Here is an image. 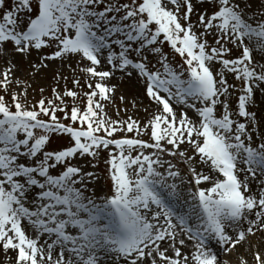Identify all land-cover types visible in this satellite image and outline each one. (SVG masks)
Masks as SVG:
<instances>
[{
	"label": "snow or ice",
	"instance_id": "1",
	"mask_svg": "<svg viewBox=\"0 0 264 264\" xmlns=\"http://www.w3.org/2000/svg\"><path fill=\"white\" fill-rule=\"evenodd\" d=\"M255 4L0 0L6 93L17 56L34 72L78 58L88 76L86 105L70 112L64 97L80 96L71 89H53L52 100L31 106L26 88L11 103L0 96L5 257L15 253V264H222L217 246L230 252L264 233V118L252 110L264 97V0L259 11ZM116 72L142 82L154 105L147 123L108 117ZM73 84L81 87L80 79ZM103 152L110 187L101 197L89 186L101 179L95 169ZM254 259L264 264L259 251Z\"/></svg>",
	"mask_w": 264,
	"mask_h": 264
},
{
	"label": "rangeland",
	"instance_id": "2",
	"mask_svg": "<svg viewBox=\"0 0 264 264\" xmlns=\"http://www.w3.org/2000/svg\"><path fill=\"white\" fill-rule=\"evenodd\" d=\"M259 4L260 0H256L255 7L258 11ZM192 20L195 22V15H193ZM209 42H212V37H209ZM164 52L169 55L170 60L173 63L178 64L182 62L181 58L177 54H174L169 46H164ZM31 59L36 60V53H33ZM14 63L17 65V70L14 72L13 83L9 85L7 93L2 87H0V96H4L6 102L11 103L12 93H23L25 88L27 89V103L29 106L38 102L42 98L46 99V101L52 100L54 98L53 89L61 94H63L65 90L71 89L80 93V96L75 101H73L70 97H64V101L68 105L69 112L73 104L80 106L81 108L86 105V97L83 96V93L88 91V76L80 71V68L83 67V65L79 64L78 58L70 62L71 67H69V62H61L60 60L50 61L48 62V66L41 69L39 72H34L27 58L17 56ZM6 67L7 65L4 61L0 60V73H2ZM102 70H108V66L105 65ZM60 75L66 77V79H58V76ZM0 79H2V76H0ZM17 79L23 81V83L16 84L15 80ZM74 79H80L81 87H77L73 84ZM112 85H116L117 90L114 93V101L105 102L108 117L111 120L121 121H126L129 117H132L134 120L141 122L142 125L147 123L149 114L153 110L154 105L150 107L151 101L143 94L142 82L136 80L134 77L131 79L126 78L120 72H116L109 81V86ZM41 89H43V93H41ZM121 95L125 97V102H121L119 99ZM57 103H59V101H57ZM257 105L258 106L254 107L252 110H255L257 112L258 119H261L259 118V107L263 108L264 113V97H260L259 95L257 96ZM145 108H148L149 111L145 112ZM58 115L61 116V118L63 117V113H58ZM262 116L264 118V114ZM258 134H264V126L260 128V132ZM120 135H125V133H121ZM127 135L133 136L135 134L128 133ZM142 138L147 140L148 135L145 134ZM54 143L65 144L67 143V139H57ZM107 157V152L101 153L99 166L95 169L101 179L94 181L93 185L89 186L90 189L95 187L97 195L101 197L110 187V181L108 180V173L104 163ZM173 162L177 163V161ZM81 163L85 162L81 161ZM178 166L182 169L184 168L183 163H179ZM88 170H92L90 166ZM238 248H241V246ZM254 255L255 252L253 251L252 257L249 258L248 256L236 251L232 259H237L239 264H241V260L248 261L249 264H256L254 263ZM0 264L6 263L0 260Z\"/></svg>",
	"mask_w": 264,
	"mask_h": 264
},
{
	"label": "bare ground",
	"instance_id": "3",
	"mask_svg": "<svg viewBox=\"0 0 264 264\" xmlns=\"http://www.w3.org/2000/svg\"><path fill=\"white\" fill-rule=\"evenodd\" d=\"M260 114V115H259ZM259 118H263V108L259 107ZM258 182V181H257ZM255 187V185H253ZM242 247L238 248L241 254L252 257L253 251H259L262 255H264V233L258 232L255 237H247L246 242H242ZM240 247V246H239ZM15 253H10L8 257H5L3 249L0 248V260L6 264H15L14 262ZM255 262V261H254Z\"/></svg>",
	"mask_w": 264,
	"mask_h": 264
}]
</instances>
